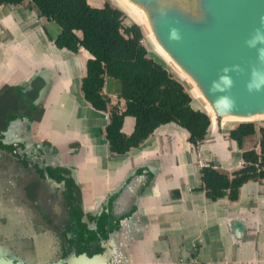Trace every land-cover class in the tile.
<instances>
[{
  "label": "crops",
  "instance_id": "crops-1",
  "mask_svg": "<svg viewBox=\"0 0 264 264\" xmlns=\"http://www.w3.org/2000/svg\"><path fill=\"white\" fill-rule=\"evenodd\" d=\"M47 21L24 5L0 6V89L7 83L23 87L40 71L52 81L41 99L40 119L13 116L5 131L24 124L33 144L51 147L52 160L68 170L77 188L81 211H107L110 198H115L106 240L111 234L108 244L112 246L123 237L131 264H264L263 186L255 181L244 183L235 201L227 197L212 201L199 189V170L204 164L212 162L226 172L241 166L237 144L231 148L221 128L215 134L210 126L194 150L187 131L168 123L157 127L139 146L112 154L103 133L109 118L80 91L91 55L83 48L73 53L56 47L48 35L58 34L49 33ZM105 87L104 93L115 103L118 90L112 93ZM133 127L134 118L126 116L122 131L130 134ZM231 128L227 126L226 132ZM3 143L1 147L10 145ZM206 145L209 150H204ZM9 154L10 160L17 155ZM137 161L142 166L135 168ZM127 181L130 188L125 190ZM10 205L0 195V219L15 213ZM35 235L36 251L44 258L40 260L53 261L48 257L50 234Z\"/></svg>",
  "mask_w": 264,
  "mask_h": 264
},
{
  "label": "trees",
  "instance_id": "trees-1",
  "mask_svg": "<svg viewBox=\"0 0 264 264\" xmlns=\"http://www.w3.org/2000/svg\"><path fill=\"white\" fill-rule=\"evenodd\" d=\"M1 5L33 9L60 27L56 37L48 35L56 47L73 53L81 48L89 52L80 91L94 109L108 114L103 133L112 154L139 146L157 127L168 123L187 131L194 150L206 138L209 115L192 106L189 90L165 62L149 55L140 26L132 20L126 22L128 17L120 7L109 1L96 7L87 0H0ZM108 78L120 82L115 103L104 93ZM19 90L8 84L0 90V129L15 116L10 103L17 99ZM126 116L134 118L130 134L122 131ZM257 130V147L244 149V140ZM229 136L241 150V166L226 172L208 162L199 170V189L212 201L222 197L237 200L240 187L248 181L258 182L264 190V126L241 122L230 129Z\"/></svg>",
  "mask_w": 264,
  "mask_h": 264
},
{
  "label": "water",
  "instance_id": "water-1",
  "mask_svg": "<svg viewBox=\"0 0 264 264\" xmlns=\"http://www.w3.org/2000/svg\"><path fill=\"white\" fill-rule=\"evenodd\" d=\"M115 1L137 18L134 23L170 71L190 84L210 117L213 133L221 128L235 145L224 129L229 122L264 117V0ZM37 75L44 81L38 94L41 100L48 90V78L42 71ZM138 162L133 164L135 168L142 166ZM0 264L26 263L6 258L0 245ZM33 264L63 263L45 259ZM109 264L117 262L113 258Z\"/></svg>",
  "mask_w": 264,
  "mask_h": 264
},
{
  "label": "flooded vegetation",
  "instance_id": "flooded-vegetation-1",
  "mask_svg": "<svg viewBox=\"0 0 264 264\" xmlns=\"http://www.w3.org/2000/svg\"><path fill=\"white\" fill-rule=\"evenodd\" d=\"M43 85L44 81L36 77L30 85L19 87L17 99L10 103L17 119H40L37 116L42 115L43 108L38 94ZM8 122L0 129V141L10 144L0 146V195L12 202L9 208L15 213L0 219V245L5 257L26 264L44 259L36 251L34 236L47 232L52 240L50 260H61L63 264H109L113 258L117 264L128 261L129 245L123 237L112 246L106 242L115 198H110L107 211H81L77 188L68 170L57 167L52 160L55 153L51 147L33 144L24 124L5 131ZM10 151L17 154L13 160ZM128 187L127 181L125 190Z\"/></svg>",
  "mask_w": 264,
  "mask_h": 264
},
{
  "label": "rangeland",
  "instance_id": "rangeland-1",
  "mask_svg": "<svg viewBox=\"0 0 264 264\" xmlns=\"http://www.w3.org/2000/svg\"><path fill=\"white\" fill-rule=\"evenodd\" d=\"M112 4L118 6L117 2L115 0H109ZM104 2V0H89L88 3L92 6H101L103 5L102 3ZM122 6V5H121ZM119 7V6H118ZM126 14V12H125ZM132 18L133 20H135L134 16L130 13V16L128 15V18L126 19V22H130ZM130 19V20H129ZM46 27L48 28V31L51 35L53 36H56L58 34V32L60 31V27L53 21H47L46 22ZM143 42L144 44L147 46L148 48V53L150 56H153V57H156V58H159L161 59L162 56H160V54L157 52L156 49H154V47L152 45L149 44V41L147 39L146 36H144L143 38ZM169 66V65H168ZM174 76L177 77V75L175 74ZM178 78V77H177ZM180 80V78H178ZM182 81V80H181ZM183 82V81H182ZM47 87L49 89L50 85H52V81L51 79H48L47 80ZM183 84L185 85V87L189 90L192 98H193V101H192V106L194 108H198V109H202L204 110L203 106L201 105V103L198 101L197 97L195 96V93L194 92H191V86L190 84L185 81L183 82ZM119 86H120V82L119 80L117 79H114V78H111V79H108L107 80V84H106V87L105 89L108 91V92H112V93H115L116 90L119 89ZM47 93V91H46ZM45 93V94H46ZM253 122L256 124V126H264V117H260V118H256L253 120ZM230 123V124H229ZM227 125H226V128H224L225 130H227V126H231V127H234L236 124L238 123H234V122H229ZM230 131V130H229ZM228 131V132H229ZM258 136H259V133H258V130L255 132V134H253L252 136H249V138L247 137L244 141V149H250L252 148L254 142L257 140L258 141ZM233 149H235V146L232 144V147ZM204 150H209V145H206L204 146ZM211 152H207V154H210ZM250 264H253V261L250 263Z\"/></svg>",
  "mask_w": 264,
  "mask_h": 264
},
{
  "label": "built area",
  "instance_id": "built-area-1",
  "mask_svg": "<svg viewBox=\"0 0 264 264\" xmlns=\"http://www.w3.org/2000/svg\"><path fill=\"white\" fill-rule=\"evenodd\" d=\"M142 42H143V40H142ZM105 117H106L107 119L109 118L107 113H105Z\"/></svg>",
  "mask_w": 264,
  "mask_h": 264
},
{
  "label": "bare ground",
  "instance_id": "bare-ground-1",
  "mask_svg": "<svg viewBox=\"0 0 264 264\" xmlns=\"http://www.w3.org/2000/svg\"><path fill=\"white\" fill-rule=\"evenodd\" d=\"M134 16V15H133ZM134 18H135V20L134 21H136V22H138V20H137V18L134 16Z\"/></svg>",
  "mask_w": 264,
  "mask_h": 264
},
{
  "label": "clouds",
  "instance_id": "clouds-1",
  "mask_svg": "<svg viewBox=\"0 0 264 264\" xmlns=\"http://www.w3.org/2000/svg\"><path fill=\"white\" fill-rule=\"evenodd\" d=\"M173 35H175V33H173Z\"/></svg>",
  "mask_w": 264,
  "mask_h": 264
}]
</instances>
